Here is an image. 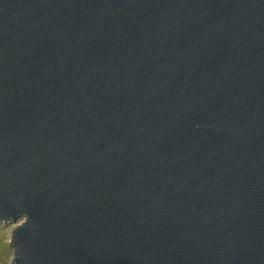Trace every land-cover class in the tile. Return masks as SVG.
<instances>
[{"label": "water", "instance_id": "95a60500", "mask_svg": "<svg viewBox=\"0 0 264 264\" xmlns=\"http://www.w3.org/2000/svg\"><path fill=\"white\" fill-rule=\"evenodd\" d=\"M9 264H264V0H0Z\"/></svg>", "mask_w": 264, "mask_h": 264}, {"label": "rangeland", "instance_id": "374dc122", "mask_svg": "<svg viewBox=\"0 0 264 264\" xmlns=\"http://www.w3.org/2000/svg\"><path fill=\"white\" fill-rule=\"evenodd\" d=\"M14 226L13 223H0V264H9L11 260L12 249L9 246V237Z\"/></svg>", "mask_w": 264, "mask_h": 264}]
</instances>
